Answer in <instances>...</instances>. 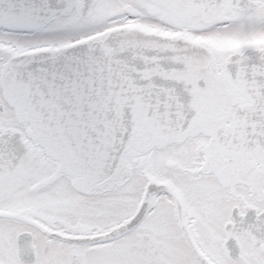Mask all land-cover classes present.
Returning a JSON list of instances; mask_svg holds the SVG:
<instances>
[{
    "label": "snow or ice",
    "instance_id": "1",
    "mask_svg": "<svg viewBox=\"0 0 264 264\" xmlns=\"http://www.w3.org/2000/svg\"><path fill=\"white\" fill-rule=\"evenodd\" d=\"M0 264H264V0H0Z\"/></svg>",
    "mask_w": 264,
    "mask_h": 264
}]
</instances>
